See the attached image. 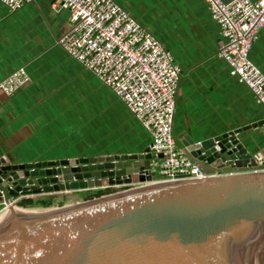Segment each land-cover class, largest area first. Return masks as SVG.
<instances>
[{
	"label": "water",
	"instance_id": "water-1",
	"mask_svg": "<svg viewBox=\"0 0 264 264\" xmlns=\"http://www.w3.org/2000/svg\"><path fill=\"white\" fill-rule=\"evenodd\" d=\"M240 131L200 140L174 133L204 176L167 182H155L163 154L150 148L20 161L0 138V264H264V161ZM122 185L63 205L18 207L20 197Z\"/></svg>",
	"mask_w": 264,
	"mask_h": 264
},
{
	"label": "crops",
	"instance_id": "crops-1",
	"mask_svg": "<svg viewBox=\"0 0 264 264\" xmlns=\"http://www.w3.org/2000/svg\"><path fill=\"white\" fill-rule=\"evenodd\" d=\"M115 2L159 39L181 68L174 133L200 140L239 129L238 137L259 161V153L264 155V106L218 56L220 26L204 0ZM68 17V10L54 11L51 0H33L16 11L0 1V84L21 67L29 75L22 88L3 95L0 138L20 161L150 148V134L126 105L58 43L55 34L65 32ZM250 58L264 72V26ZM100 189L58 194L69 195L70 203L84 200L77 192Z\"/></svg>",
	"mask_w": 264,
	"mask_h": 264
},
{
	"label": "built area",
	"instance_id": "built-area-1",
	"mask_svg": "<svg viewBox=\"0 0 264 264\" xmlns=\"http://www.w3.org/2000/svg\"><path fill=\"white\" fill-rule=\"evenodd\" d=\"M0 1L16 11L33 0ZM204 2L220 26L218 56L264 106V72L250 58L264 26V0ZM51 7L56 12L69 11L66 30L58 39L60 46L115 93L150 134L151 150L163 154L154 162L159 166L155 182L203 177L200 166L174 136L181 68L172 52L115 0H51ZM28 80L21 67L4 79L0 88L12 95ZM258 160L264 161L262 153Z\"/></svg>",
	"mask_w": 264,
	"mask_h": 264
},
{
	"label": "trees",
	"instance_id": "trees-1",
	"mask_svg": "<svg viewBox=\"0 0 264 264\" xmlns=\"http://www.w3.org/2000/svg\"><path fill=\"white\" fill-rule=\"evenodd\" d=\"M112 191L110 188L95 190V191H81L77 192L75 196L78 199H88L94 196H99ZM70 196L66 194L56 196H39V197H26L18 201V205L25 208H46L52 206L63 205L70 200Z\"/></svg>",
	"mask_w": 264,
	"mask_h": 264
},
{
	"label": "rangeland",
	"instance_id": "rangeland-1",
	"mask_svg": "<svg viewBox=\"0 0 264 264\" xmlns=\"http://www.w3.org/2000/svg\"><path fill=\"white\" fill-rule=\"evenodd\" d=\"M18 207H20V208H25V207H22V206H19V205H18ZM4 212H5V211H3V212L0 213V219L3 217Z\"/></svg>",
	"mask_w": 264,
	"mask_h": 264
},
{
	"label": "bare ground",
	"instance_id": "bare-ground-1",
	"mask_svg": "<svg viewBox=\"0 0 264 264\" xmlns=\"http://www.w3.org/2000/svg\"><path fill=\"white\" fill-rule=\"evenodd\" d=\"M6 213V210H5V212H4V214ZM4 216V215H3Z\"/></svg>",
	"mask_w": 264,
	"mask_h": 264
}]
</instances>
